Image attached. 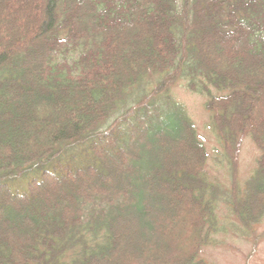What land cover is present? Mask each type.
Here are the masks:
<instances>
[{"label":"trees","instance_id":"16d2710c","mask_svg":"<svg viewBox=\"0 0 264 264\" xmlns=\"http://www.w3.org/2000/svg\"><path fill=\"white\" fill-rule=\"evenodd\" d=\"M180 82L206 97L228 191ZM220 200L247 234L264 217V0H0V264H211Z\"/></svg>","mask_w":264,"mask_h":264},{"label":"rangeland","instance_id":"374dc122","mask_svg":"<svg viewBox=\"0 0 264 264\" xmlns=\"http://www.w3.org/2000/svg\"><path fill=\"white\" fill-rule=\"evenodd\" d=\"M29 54L32 55L31 51ZM173 93L175 98L185 106L198 135L206 146L209 155L206 167L208 178L220 185L222 191H228L230 188L229 171L226 162L219 154L221 144L213 129L211 114L205 106L206 97L190 91L185 82L178 83ZM236 157L239 182L243 187L256 169L260 150L249 136L241 137ZM162 198L158 195L154 201L163 217L170 215L172 208L181 206L176 197H169L165 202ZM215 214L217 230L210 234V242L201 248L199 256L211 264H264V217L259 224L253 227V232L247 234L224 201L218 202ZM176 218L174 216L173 221ZM178 220L179 218L176 221ZM124 229L130 239L140 235L139 226L137 229L133 225L129 230Z\"/></svg>","mask_w":264,"mask_h":264}]
</instances>
